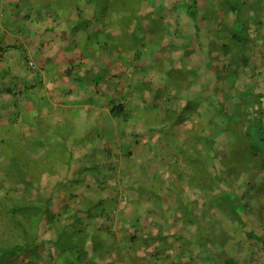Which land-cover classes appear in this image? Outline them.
<instances>
[{"label":"crops","instance_id":"1","mask_svg":"<svg viewBox=\"0 0 264 264\" xmlns=\"http://www.w3.org/2000/svg\"><path fill=\"white\" fill-rule=\"evenodd\" d=\"M167 1L0 0V166L16 168L25 150L27 188L69 211L58 225L44 217L15 264H150L155 249L178 255L176 238H189L179 200L195 204L183 194L196 182L176 166L194 135L180 145L172 118L177 103L203 107L194 90L205 60L189 0ZM198 133L210 136L209 124Z\"/></svg>","mask_w":264,"mask_h":264},{"label":"rangeland","instance_id":"2","mask_svg":"<svg viewBox=\"0 0 264 264\" xmlns=\"http://www.w3.org/2000/svg\"><path fill=\"white\" fill-rule=\"evenodd\" d=\"M119 1L122 0H113V5L117 6ZM191 1L193 0H189L187 4L190 5L192 3ZM246 1L247 4L250 5L249 7L253 6L256 9L260 7L264 8V0ZM171 2L173 3L174 0H168L166 4H171ZM223 2H225V0H198V7L193 8L198 12L197 18L194 19L196 22L195 29L197 34L202 36L203 40V46L201 45L202 48L199 47V52L195 53V55L198 59L205 60L204 62H199L200 65L198 69L203 73V76H206L205 78L201 77L195 79V81L201 84L195 87L194 98H196L198 94L202 95L205 98V102L203 99L199 100L203 103L201 109L194 110L190 108L182 112L180 111L181 107H179L180 103H177L176 106H178V110H173V114L175 112V117L172 118L173 120L183 122L175 127L178 129L176 133L178 136H181L180 145L184 144L186 147V144L191 140L189 138H192L190 135H194L193 139L189 142L191 144L184 149V152H180V156L178 157L180 164L176 166L182 169L183 165H186L189 171H192L191 174H187V176L193 177L196 174L195 166H197L198 163L195 164L193 161H190V157L193 155L191 147L195 145H204L203 143L200 144L198 139L196 140V137L197 133L201 131V127L205 128V126L209 124V134L213 143L210 147L205 146V149L202 147L199 153L193 155V157L196 158V161L201 157L204 159L205 163H208L210 160L209 167L213 173H218L219 180L217 182L219 183H217V186L211 191L207 189L209 185L206 180L202 185L201 183H195L194 188L188 187L186 195L183 194V197L185 199L188 195V198L195 199V204L189 205L190 207L188 209H192L195 218L199 217L200 221H198V225L184 223L188 226L187 229H184V234L189 238H181V241L175 240L178 250L180 251L179 247L183 248L181 251V253H183L182 256H180L179 253L178 255L171 256L170 252H168L169 254H167V252L161 253L162 251H157V249H155L153 251L155 254L151 255L152 259L149 260L150 264L151 261L155 262L153 264H223L224 259L227 257H233L238 264H264V244L255 238L249 237L245 231L238 228V221L235 220V216H231L228 213L227 205L222 203L221 206L218 207L215 204H211L210 209H208L207 205L210 192L212 194L211 201H214V195L220 193H227V195L228 193H232L239 197L247 196L244 200L253 206L247 217L249 228L251 227L258 235L264 237L263 219L260 218V213H264V173L257 169L242 173V169L239 167L238 162L233 158L235 153L232 146L235 143V137L226 129L227 120L223 117V113L232 115L235 109L236 100L228 101L225 94L229 93V91L232 92L230 88L231 83L228 82L227 78L231 75L232 71L235 70L237 62L239 61V49L237 44L225 38V28L223 24L227 27L231 26L234 22V17L231 11L227 9V5L222 4ZM117 16L118 15L113 12L110 13V27L118 24ZM207 26H209L208 28L210 29L209 35L207 31H204ZM183 27L184 33L193 30L190 29L192 27L191 25H183ZM110 32V37L113 38L114 41H117L122 35L125 36L124 33L126 31L124 29H111ZM224 42L230 45V50H226L223 47ZM191 45L192 47H195V45L198 46V44L194 43ZM163 52L165 54L166 50ZM178 52L179 53L174 54L177 57L181 56L182 53L181 51ZM254 58H258L257 55H255ZM207 59H211V70L206 66ZM29 64L30 66H34L31 65V63ZM159 64L160 69H163L162 63L160 62ZM239 73L241 74V80L238 87H243L244 80L247 76L246 74H248V68L242 65ZM159 75L164 81L165 75ZM213 92L217 93V96L214 98L211 97ZM209 93L210 98L207 101V95ZM182 98H187L188 100L192 99L191 90L182 94V97H179V99ZM25 154L26 152L24 150V156L19 158L22 164L19 166L14 165L16 168L8 165L5 169V167L0 166V186H5L9 191L13 190L12 188L15 185V180H17V176L20 175L19 173L13 172L19 169L23 170L24 175L27 176V171L30 167L25 164L27 161ZM2 160L5 161V159ZM8 171L12 172L13 179ZM217 178H215V181ZM20 187L23 189L27 188V184L22 183ZM4 190L5 189L0 188V225L5 221V215L8 210L7 207H14V200L12 199L18 195L15 193L10 194V198H8ZM41 191L47 193V190ZM33 193L35 194V192ZM32 195V193H29L27 198H30ZM62 208L63 206H60L58 210ZM45 217L48 219L47 216ZM176 227L179 229V224L174 226V228ZM158 252L161 254H157ZM10 262L11 264H15L14 258L10 259Z\"/></svg>","mask_w":264,"mask_h":264},{"label":"trees","instance_id":"3","mask_svg":"<svg viewBox=\"0 0 264 264\" xmlns=\"http://www.w3.org/2000/svg\"><path fill=\"white\" fill-rule=\"evenodd\" d=\"M191 2L188 12L193 19H196L198 12L193 8L198 7V0ZM222 4L227 5V9L231 11L234 17V22L231 26L227 27L223 24L226 29H224L225 38L237 44L239 49V61L235 70L227 78L228 82L231 83L232 92L229 91V93L225 94L228 101L236 100L235 109L232 115L223 113V117L227 120L226 129L235 137V143L232 146L235 153L233 158L238 162L242 173L256 169L264 173V8L249 7L250 5L247 4L246 0H225ZM223 47L226 50L231 49L230 45L228 43L225 44V42ZM255 55L258 58H254ZM242 65L248 68V74H246L243 87H238L241 80L239 72ZM215 96H217V93L213 92L211 97L214 98ZM197 139L200 144L203 143L204 145L192 147L191 152L193 155L199 153L200 149H202L201 146L210 147L213 143L210 136L205 135ZM193 155L190 157V161L195 164L198 163L195 166L196 171L204 166L205 174L197 172L194 177L190 176V178H193V182L201 183V185L206 180L209 185L207 189L211 191L219 183L217 182L219 175L218 173H213L211 169L207 172L210 160L205 163L200 157L196 161ZM182 174H180V177L186 176ZM19 178L23 183L28 184L25 175H20ZM215 178H217L216 181ZM4 192L8 198H10V194H18L12 199L14 200V207H7L5 221L0 225V264H11L10 259L15 258L27 247L37 244V233L45 216L48 217L52 224L58 225L61 224L58 216L68 214L67 212L69 211L66 208L59 213L53 212L51 210L53 193L49 191L43 193V191L37 190L34 194L31 189H23L18 186L10 191L5 189ZM29 193L33 195L27 198ZM211 198L212 194L210 192L207 204L208 209H210L211 204H215L218 207L222 203L226 204L228 213L236 217L235 220L239 224L238 228L245 231L249 237L255 238L264 244V237L258 235L251 227L249 228L247 223L248 214L253 207L244 200L247 196L239 197L232 193H228V195L227 193H220L214 195V201H211ZM179 202L185 218L191 224L198 225L200 219L199 217L195 218L192 209H188L190 206H185L186 204L181 200ZM260 218L263 219L264 224V213H260ZM176 239L181 241V238ZM179 249V255L182 256L183 253L181 251L183 248L179 247ZM223 264L238 263L233 257H227L224 259Z\"/></svg>","mask_w":264,"mask_h":264},{"label":"built area","instance_id":"4","mask_svg":"<svg viewBox=\"0 0 264 264\" xmlns=\"http://www.w3.org/2000/svg\"><path fill=\"white\" fill-rule=\"evenodd\" d=\"M31 65H34V62H31Z\"/></svg>","mask_w":264,"mask_h":264}]
</instances>
